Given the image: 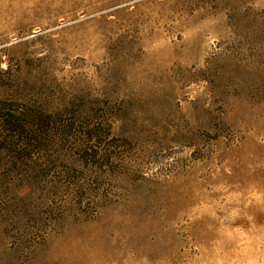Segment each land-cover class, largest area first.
Instances as JSON below:
<instances>
[{
	"label": "rangeland",
	"instance_id": "rangeland-1",
	"mask_svg": "<svg viewBox=\"0 0 264 264\" xmlns=\"http://www.w3.org/2000/svg\"><path fill=\"white\" fill-rule=\"evenodd\" d=\"M3 114L0 264H264V0H0Z\"/></svg>",
	"mask_w": 264,
	"mask_h": 264
},
{
	"label": "trees",
	"instance_id": "trees-1",
	"mask_svg": "<svg viewBox=\"0 0 264 264\" xmlns=\"http://www.w3.org/2000/svg\"><path fill=\"white\" fill-rule=\"evenodd\" d=\"M0 121L3 122L4 124H8L9 123V117H8V115L7 114L0 115ZM93 129L94 128H92V131H93ZM89 137L91 139H88V140H90V141L93 142V135H90ZM3 138H4V136H3ZM30 139H31V137H30Z\"/></svg>",
	"mask_w": 264,
	"mask_h": 264
}]
</instances>
